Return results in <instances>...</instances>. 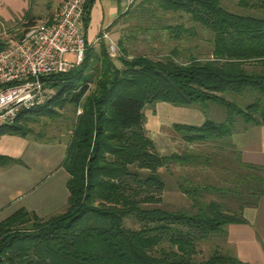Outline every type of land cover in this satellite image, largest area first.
Wrapping results in <instances>:
<instances>
[{
  "label": "trees",
  "instance_id": "trees-1",
  "mask_svg": "<svg viewBox=\"0 0 264 264\" xmlns=\"http://www.w3.org/2000/svg\"><path fill=\"white\" fill-rule=\"evenodd\" d=\"M93 2L84 6L85 30ZM236 6L242 12L222 0H133L114 25L126 23L125 16L137 11L184 13L213 34L210 56L180 60L177 45L158 57L129 56L119 37L122 54L116 63L103 41L97 50L87 44L79 65L52 76L57 93L50 102L0 127V136L28 137L42 117L53 120L66 105L73 113L81 108L73 117L63 161L68 173L65 207L48 217L19 209L0 221V264H245L228 250V225L245 221L243 210L259 199L262 177L258 168L240 160L236 149L230 152L227 140L238 118L245 125L264 126V0H236ZM25 19L23 27L35 23L32 15ZM160 29L174 43L197 35L195 27L183 23ZM6 45L0 42V49ZM157 102L205 108L215 103L226 112L222 122L172 124L187 144L219 143L223 152L228 148L232 164L221 167L224 186L192 181L186 174L176 177L178 191L189 201L175 209L158 205L166 186L160 168H207L213 157L161 154L143 126L145 105ZM13 162L0 154V166ZM224 174L233 176L234 187ZM206 194L217 199H206ZM228 195L235 196L234 206L223 200ZM128 217L139 222L138 229L126 226ZM203 252L206 258L200 257Z\"/></svg>",
  "mask_w": 264,
  "mask_h": 264
},
{
  "label": "rangeland",
  "instance_id": "rangeland-1",
  "mask_svg": "<svg viewBox=\"0 0 264 264\" xmlns=\"http://www.w3.org/2000/svg\"><path fill=\"white\" fill-rule=\"evenodd\" d=\"M61 1L62 0H29V15L34 16V22H43L51 17L53 12L59 7ZM223 1L231 10L242 12V10L236 6V0H222V2ZM132 2L133 0H128V6ZM136 3H138V1H136ZM246 12L263 15L262 12L260 13V11L257 10H247ZM129 15L130 13L123 19V21L127 20V22L124 24H116L111 33L112 39L117 44L119 37H123L122 45L129 56L146 54L151 57H158L169 53L174 45H177L179 49L180 60L187 59L189 55L201 58L210 56L213 34L202 24L191 20L189 15L184 13L175 15L163 14L159 10H154V15L146 11L143 13L137 11L134 15ZM25 22H27L25 18H15L9 23H2L0 25V42L8 45L18 39L24 29L23 23ZM176 23H183L186 27H195L197 35L195 37L185 36L178 43H174L170 40L169 33L164 29H160V25ZM118 47L120 48L119 45ZM98 48V45H94V49L97 50ZM113 61L118 63L116 59H113ZM246 101L243 102L239 100V103L245 104ZM57 111L60 113L59 117L53 120L51 118L42 117L40 122L32 124L31 128L33 132L29 134L28 137L45 142L62 141L67 145L71 135L73 117L81 112V108L77 107L73 113V107L71 105H66L63 109H57ZM143 112L145 117L143 126L146 133L153 139L156 149L161 154L190 152L194 154H211L213 157V160L210 161V166H207V168L202 164L199 165V168L196 166H183L180 168L174 165H170L167 170L160 168L159 171L166 183L164 190L160 193L162 199L161 203L158 204L160 207L175 209L181 206H187L189 200L184 194L178 191L175 184V178L181 174H186L192 181H198L200 179L206 183L218 186L223 185L221 181V175L223 174L221 167L223 165L226 167H228V165H230V167L232 166L231 161L227 158L228 155L225 154L228 148L223 152L219 149L221 146L219 143L187 144L182 141L180 136L172 129L173 123L199 125L205 120L222 122L226 117V112L222 106L209 103L206 108L200 105L183 107L174 106L165 102H157L154 104H146ZM241 124V119H236V127ZM227 141H230V138ZM229 144L231 147L230 152H234L233 149H235V146L231 142ZM222 155L224 156L222 157ZM220 161L223 162V164ZM224 177L227 179V185L231 187L235 186V181L231 174L227 176L224 174ZM205 198L217 199V195L206 194ZM223 200L227 202L229 206H234L236 203L235 196L231 195L224 197ZM125 224L134 229H138L140 226L139 222L134 217H128L125 220ZM206 256V252L200 254L201 258H206Z\"/></svg>",
  "mask_w": 264,
  "mask_h": 264
},
{
  "label": "crops",
  "instance_id": "crops-1",
  "mask_svg": "<svg viewBox=\"0 0 264 264\" xmlns=\"http://www.w3.org/2000/svg\"><path fill=\"white\" fill-rule=\"evenodd\" d=\"M128 7V0H94L86 28L92 43ZM29 0H0V25L29 14ZM240 160L261 172L259 199L243 210V223L228 225L229 252L245 264H264V126L241 124L230 136ZM67 145L16 135L0 136V154L16 162L0 166V221L19 209L48 217L61 211L68 199V173L63 167Z\"/></svg>",
  "mask_w": 264,
  "mask_h": 264
},
{
  "label": "built area",
  "instance_id": "built-area-1",
  "mask_svg": "<svg viewBox=\"0 0 264 264\" xmlns=\"http://www.w3.org/2000/svg\"><path fill=\"white\" fill-rule=\"evenodd\" d=\"M86 1L62 0L49 19L24 27L18 39L0 49V127L50 102L57 93L52 76L79 65L87 44L103 41L111 59L122 54L106 30L86 43Z\"/></svg>",
  "mask_w": 264,
  "mask_h": 264
}]
</instances>
